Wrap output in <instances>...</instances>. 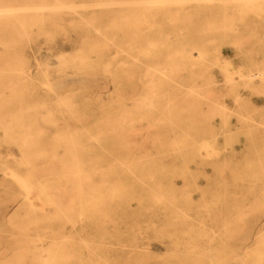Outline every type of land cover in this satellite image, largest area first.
I'll use <instances>...</instances> for the list:
<instances>
[{
    "label": "rangeland",
    "instance_id": "obj_1",
    "mask_svg": "<svg viewBox=\"0 0 264 264\" xmlns=\"http://www.w3.org/2000/svg\"><path fill=\"white\" fill-rule=\"evenodd\" d=\"M0 81L2 184L81 169L104 201L42 249L264 264V0H0Z\"/></svg>",
    "mask_w": 264,
    "mask_h": 264
},
{
    "label": "bare ground",
    "instance_id": "obj_2",
    "mask_svg": "<svg viewBox=\"0 0 264 264\" xmlns=\"http://www.w3.org/2000/svg\"><path fill=\"white\" fill-rule=\"evenodd\" d=\"M2 11L4 10L2 9ZM19 156L21 155L19 154ZM5 174H9L7 170ZM70 177L75 183H72L66 189H58L53 184L41 185L38 183L24 188L22 185L2 184L4 182L0 181V264H53L55 261L61 262L64 260L76 264L81 260V258L77 259L71 249L66 250L63 246L64 236L59 238L58 243L56 241L54 244L51 242L44 249H42L39 241L43 232L51 231L53 220L62 223L63 220L75 221L76 219V222H78L82 214L81 211L86 207L85 204L98 205L104 202L99 191L93 190L87 182L80 183L81 180H87L84 171L81 169L73 170ZM27 179H36V176L30 175ZM35 188L40 189V193L44 196L43 200L34 199L33 204L18 201L21 200L20 197L36 196ZM61 196L65 197L66 200L57 199ZM8 203L11 204L10 207ZM41 205L51 206V214L35 215L34 209L39 208ZM76 213L78 214L77 218ZM17 216L22 217L18 223L14 222ZM41 223L44 227L41 226ZM82 242L87 244L86 239Z\"/></svg>",
    "mask_w": 264,
    "mask_h": 264
}]
</instances>
